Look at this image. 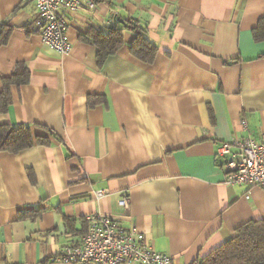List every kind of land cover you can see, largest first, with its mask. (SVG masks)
Returning a JSON list of instances; mask_svg holds the SVG:
<instances>
[{"label": "crops", "instance_id": "0c3cea01", "mask_svg": "<svg viewBox=\"0 0 264 264\" xmlns=\"http://www.w3.org/2000/svg\"><path fill=\"white\" fill-rule=\"evenodd\" d=\"M37 15L33 2L0 0V95L19 64L30 72L0 125L50 142L0 152V264H66L55 259L93 215L136 227L172 264H199L264 221L263 189L227 184L216 156L224 142L264 138V41L254 38L264 0H83L61 12L66 55L43 43ZM127 19L147 26L154 62L132 55L125 29L100 64L80 37Z\"/></svg>", "mask_w": 264, "mask_h": 264}, {"label": "built area", "instance_id": "2783aa9c", "mask_svg": "<svg viewBox=\"0 0 264 264\" xmlns=\"http://www.w3.org/2000/svg\"><path fill=\"white\" fill-rule=\"evenodd\" d=\"M37 10L35 27L44 44L61 55L72 50L69 22L62 11L78 12L83 0H25ZM92 8L93 5L89 4ZM245 126V122L242 123ZM216 156L223 160L227 184L260 187L264 191V138L257 142L246 137L222 143ZM101 196V195H100ZM121 208H128L123 196ZM66 264H172V258L154 251L136 227L126 230L112 217L87 218V231L76 246L67 247L56 259Z\"/></svg>", "mask_w": 264, "mask_h": 264}, {"label": "trees", "instance_id": "16d2710c", "mask_svg": "<svg viewBox=\"0 0 264 264\" xmlns=\"http://www.w3.org/2000/svg\"><path fill=\"white\" fill-rule=\"evenodd\" d=\"M124 26L108 27L107 32L95 31L82 35L80 39L97 47V58L102 64L109 57L116 55L124 44V30L129 29L136 34L131 46L132 55L145 63H153L158 48L148 38V28L135 19L125 20ZM256 41H264V18L254 31ZM5 42V38L2 39ZM4 90L0 95V113L6 114L12 104L10 89L12 86L20 88L30 82V72L19 64L15 73L2 80ZM35 144L50 145L47 138L34 139L29 125L11 126L0 125V152L18 154ZM199 264H264V221H252L238 230L235 238L227 241L220 248L202 259Z\"/></svg>", "mask_w": 264, "mask_h": 264}]
</instances>
